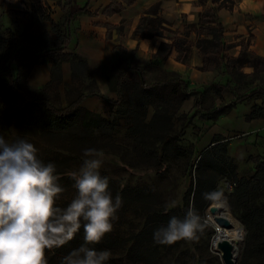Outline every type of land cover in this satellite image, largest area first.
<instances>
[{
	"label": "trees",
	"instance_id": "obj_1",
	"mask_svg": "<svg viewBox=\"0 0 264 264\" xmlns=\"http://www.w3.org/2000/svg\"><path fill=\"white\" fill-rule=\"evenodd\" d=\"M124 6L132 5L135 0H120ZM207 0H199L200 4ZM213 8H207L199 15L197 24H185L183 32L172 30L171 25L159 14L157 6L150 13L142 16L134 31L139 40L152 39L154 36L164 37L168 43H161L145 67L158 66L166 61L173 52H176V61L187 63L192 46L202 57V72L224 70L230 77L241 75L244 67L252 68L253 73L264 72V58L254 56L248 51L249 43L242 45L237 58L227 55L233 47L223 42L224 27L218 19V11L232 9V0H210ZM116 1L104 10L105 15H112L124 7ZM62 10L67 12L63 21V35L53 41L47 33L39 37L32 36L31 27H25L18 36L9 35L7 41L0 44V128H15L18 136L30 138L44 137L49 144L58 143L61 147L62 160L56 162L57 172L61 176L59 183L73 182L68 176L67 161L70 155L86 148L89 131L110 136L114 130L125 122L126 133L140 146L142 152L162 161L171 146V132L174 129L173 113L179 110L186 98L193 94L186 91V83L176 74H165L164 79L148 84L144 79L145 67L127 66L120 70L114 84L110 74L106 77L109 89L116 93L117 100L113 101L102 96L96 87V82L89 71L85 59L78 54L68 52L70 44L69 27L74 16L87 12L80 8L75 0H66ZM54 27V26H53ZM194 33L198 39L192 45L189 36ZM118 50L124 49L118 48ZM70 66V83L77 86L76 97L65 107L54 106L49 99L34 96L29 89L28 77L35 66L50 64V77L44 88L59 98V89L67 86L62 80V64ZM136 73L137 77L131 86L130 101L126 107L123 88L126 85V75ZM83 80H88L93 89L83 91ZM230 82L225 85L215 84L208 87L220 97L223 89L229 88ZM260 93L252 91L249 95ZM249 95L236 96V100L229 106L245 100ZM99 97L109 105L116 106L111 120L86 110L81 106L87 97ZM179 100H176V98ZM199 101L195 102V108ZM228 106V107H229ZM149 110L151 113L149 114ZM219 110V109H217ZM264 119V97L262 106L254 107L247 117ZM254 166V173L249 178H238L236 165L227 155V141L215 136L212 146L199 154L194 169L193 183L183 197L182 209L160 207L154 202V195L146 188L113 187L109 190L113 197L120 194L123 202L140 203L146 207L147 218L142 228L133 234L123 245L124 256L111 255L107 264H157L161 246L153 240V232L166 226L173 216L183 218L189 208L195 209L201 216L210 205L211 200L205 199L204 194L217 191V185L222 180L232 184V189L226 197L230 213L239 220L246 230L248 264H264V157H250ZM59 163V164H58ZM83 243V229L64 246L46 251L48 264H62L65 256ZM96 250H113L115 242L103 239L94 246Z\"/></svg>",
	"mask_w": 264,
	"mask_h": 264
},
{
	"label": "crops",
	"instance_id": "obj_2",
	"mask_svg": "<svg viewBox=\"0 0 264 264\" xmlns=\"http://www.w3.org/2000/svg\"><path fill=\"white\" fill-rule=\"evenodd\" d=\"M34 1L36 4L40 3L43 7L49 6L53 11L64 13L65 17L67 16V12L62 10L66 0ZM113 1L124 6L120 0H75L76 4L86 9L87 12L74 16L69 27L70 44L67 47L68 52L76 53L86 60L98 92L113 101L117 100V95L108 88L106 77L114 60L115 50L124 49L130 66L143 67L153 60V55L161 43H168L164 37L154 36L152 39L139 40L134 36V31L142 16L150 13L152 8L157 6L159 14L171 25L172 30L183 32L186 23L197 24L199 15L205 9L214 7L210 0L204 4H200L199 0H135L132 5L124 6L115 14L105 15L104 10L111 7ZM232 2V9L223 8L217 13L224 27L223 42L233 46L227 51V55L237 58L241 51V44L249 43L248 51L254 56L264 58V0H232ZM3 6L7 10V15L13 14L17 17L16 15L22 10L23 3L22 0H0V9ZM0 17H2L1 13ZM65 17L62 19L61 17H50L47 19L48 22L45 19L38 20L33 23L29 33L34 37H39L44 33L48 34L51 31V25H63ZM50 38L54 41L51 36ZM188 39L193 45L198 37L191 33ZM201 66L202 57L195 46L191 47L189 59L185 64L176 61V52H173L166 61L161 62L160 68L165 74H176L186 83L187 92L194 91L187 97L184 105L192 107L193 101L195 103L197 98L200 100L204 88L215 84L225 85L231 81L227 72L224 74H220V70L202 72L198 70ZM61 69L63 82L69 83V67L63 64ZM50 70V64L33 67L28 84L39 86L46 83L50 77ZM243 70L248 75L253 73L252 68L245 67ZM259 73L264 74V72ZM154 82L156 80H147L148 84ZM256 88L252 91H260V93L251 96L249 94L252 91L244 93L240 96H249L232 106L229 105L236 100V97L229 88L223 89L220 97L211 94L215 103L214 108L229 107L224 112L213 116L214 118H207L206 130L194 142V150L200 154L212 146L215 136L225 139L227 155L236 165L238 178H249L253 175L254 166L249 160L250 157H264V119H247L254 107L262 106L264 87ZM106 103L103 99L94 96L84 99L82 106L102 118L111 120L112 115L110 117L107 113Z\"/></svg>",
	"mask_w": 264,
	"mask_h": 264
},
{
	"label": "rangeland",
	"instance_id": "obj_3",
	"mask_svg": "<svg viewBox=\"0 0 264 264\" xmlns=\"http://www.w3.org/2000/svg\"><path fill=\"white\" fill-rule=\"evenodd\" d=\"M40 1L41 0H39V2ZM22 3V10L20 14L16 15L17 17H14L15 15L13 14L7 15V10H5L4 6L1 7L0 44L7 41V46H10L8 42L9 35L18 36L25 27H32L33 23L38 20L45 19L46 21L50 19V17H61V19L65 17L64 13L55 12L51 7H43L40 3L36 4L34 0H22ZM12 12L14 11L12 10ZM46 22H48V20ZM53 26L51 25V31L48 32V34L55 41L57 37L63 35L64 26L62 24ZM73 26L74 24L72 27ZM75 29L73 27L74 31ZM114 54V60L111 64V66L113 65L111 71L113 84L117 73L125 67L130 66L122 50L116 49ZM63 64L68 66L70 71L69 64ZM145 66L146 65H144L143 68ZM157 69L161 70L160 65L145 67L144 79L146 81L163 80L164 75L162 71ZM243 69L240 76L235 75L230 78L229 89L235 97L252 91L256 87H264V74L257 72L248 75ZM223 71L224 70H220L219 73L224 74ZM136 77V73H128L126 75V85L122 91L125 101L123 107H126L127 103L130 101V93L132 92L131 86L134 84ZM83 82V91H86L85 89H93L88 80H83ZM44 84L39 86L28 84L30 92L36 97L49 99L56 107L67 106L77 95V86L70 82L67 86L62 85L60 87L58 99L55 97L54 93H50L44 88ZM211 94L215 95V92L206 87L203 89L200 100H198L199 98L196 99V101H199L197 109L195 108L194 101V105L192 104L191 107L189 105H184L185 100L181 104L179 110L173 113L172 122L174 124V129L171 132V146L161 162L153 156H149L145 152H142V149L136 144L135 140L126 133L125 127L127 125H125L124 121L123 125L117 127L110 136L89 131L86 135L87 141L85 149L95 148L103 151L104 163L99 171L101 176L108 177L110 186L120 188H146L154 195V202L156 205L169 209H182L183 197L193 183L194 169L199 158V153L194 150V142L198 139V136L206 130L207 118L224 112L228 107L220 106L219 110L214 108L215 103ZM179 98L180 97L176 98V100H179ZM106 105L108 106L107 113L110 114V117L112 115L113 118L116 106L109 105L108 103H106ZM183 105L184 108L182 109ZM82 107L84 108V106ZM150 113L151 110H149V114ZM0 135H3L4 138L10 142L18 138L27 140L26 136H18L16 129L13 127L6 130L0 128ZM233 137L235 138L236 136ZM28 141L38 149V157L44 162L56 163L58 160H62V152L58 151L61 144H49L48 141L41 136L30 138ZM72 149L76 152L69 154L70 160L67 161L69 171L79 168L83 159L82 153L83 150H85L78 151L76 148ZM227 183V180H222L217 185V191L222 190L225 198L229 194ZM60 184L64 187L65 191L57 200V206L65 207L76 195V192L70 183L62 182ZM173 201H175V206L171 207L170 205ZM216 204L224 206L226 217L233 224L234 228L239 227L242 229V233L238 240L231 242L234 247V264H248V258L246 257V230L242 223L230 213L226 199L222 202L211 201L210 205L202 213L201 217L203 218L205 226L203 231L198 234V240L194 242L181 240L171 245L161 246L159 251V262L157 264H223L221 254L213 245L216 227L208 220L209 208ZM117 216L118 219L113 222L112 232L106 234L103 239L115 242V247L113 250H110V252L111 255L113 254L115 257L120 258L124 256L123 245L130 241L131 236L142 228L147 218V210L143 204L136 202L133 204L125 201L118 210Z\"/></svg>",
	"mask_w": 264,
	"mask_h": 264
},
{
	"label": "clouds",
	"instance_id": "obj_4",
	"mask_svg": "<svg viewBox=\"0 0 264 264\" xmlns=\"http://www.w3.org/2000/svg\"><path fill=\"white\" fill-rule=\"evenodd\" d=\"M37 153L26 139L10 142L0 135V264H48L46 251L64 246L81 228L83 243L62 264H107L110 250L94 246L112 232L123 200L120 194L113 197L108 177L100 175L103 151L83 150L81 165L68 173L76 195L65 207L57 206L65 189L56 164ZM204 196L213 202L226 199L222 190ZM204 226L199 213L189 208L182 219L173 216L157 228L153 240L159 245L194 242Z\"/></svg>",
	"mask_w": 264,
	"mask_h": 264
},
{
	"label": "bare ground",
	"instance_id": "obj_5",
	"mask_svg": "<svg viewBox=\"0 0 264 264\" xmlns=\"http://www.w3.org/2000/svg\"><path fill=\"white\" fill-rule=\"evenodd\" d=\"M214 207H217L218 210L215 212V214H212L209 212L208 220L212 225L216 227L215 229L216 234H215V237L213 238V245H214V248L218 250V247H217L218 243L226 241L231 244L232 241L238 240L242 231L239 229V227L234 228L233 224L226 217V210L223 205L216 204L214 205ZM216 217H223L227 219L232 224V226L230 228L220 227L215 221Z\"/></svg>",
	"mask_w": 264,
	"mask_h": 264
},
{
	"label": "water",
	"instance_id": "obj_6",
	"mask_svg": "<svg viewBox=\"0 0 264 264\" xmlns=\"http://www.w3.org/2000/svg\"><path fill=\"white\" fill-rule=\"evenodd\" d=\"M217 207H210L209 212L215 214ZM216 223L223 228H230L232 224L223 217H216ZM241 231L242 229L239 228ZM218 252L221 254V260L223 264H234L235 255L233 254L234 247L229 242L223 241L218 243Z\"/></svg>",
	"mask_w": 264,
	"mask_h": 264
},
{
	"label": "built area",
	"instance_id": "obj_7",
	"mask_svg": "<svg viewBox=\"0 0 264 264\" xmlns=\"http://www.w3.org/2000/svg\"><path fill=\"white\" fill-rule=\"evenodd\" d=\"M227 188H228V190H229V192L231 191V189H232V184H230V183H227Z\"/></svg>",
	"mask_w": 264,
	"mask_h": 264
}]
</instances>
